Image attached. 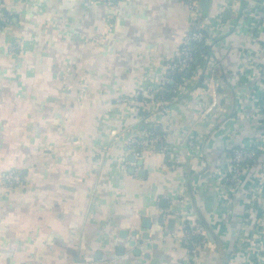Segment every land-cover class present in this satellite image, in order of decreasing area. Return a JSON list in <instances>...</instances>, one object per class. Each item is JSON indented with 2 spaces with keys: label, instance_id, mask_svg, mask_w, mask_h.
Segmentation results:
<instances>
[{
  "label": "crops",
  "instance_id": "1",
  "mask_svg": "<svg viewBox=\"0 0 264 264\" xmlns=\"http://www.w3.org/2000/svg\"><path fill=\"white\" fill-rule=\"evenodd\" d=\"M4 3L10 21L0 30V264H243L239 240L243 231H259L258 217L248 225L240 189L225 215L207 181L229 149L264 135V22L256 18L264 0H209L203 19L219 33L212 82L203 83L201 69L166 111L150 99L144 107L118 100L161 87L165 61L196 28L184 0ZM213 89L218 107L203 115L200 105ZM150 124L168 136L179 161L162 143H132ZM197 137L193 148L188 141ZM9 170L20 175L11 186L1 182ZM195 220L211 236L192 256L180 231ZM132 240L140 244L130 246Z\"/></svg>",
  "mask_w": 264,
  "mask_h": 264
},
{
  "label": "built area",
  "instance_id": "2",
  "mask_svg": "<svg viewBox=\"0 0 264 264\" xmlns=\"http://www.w3.org/2000/svg\"><path fill=\"white\" fill-rule=\"evenodd\" d=\"M109 2V0H103ZM191 21H194L196 28L183 34V37L175 51L172 58L168 59L164 63V77L162 84L167 81H171L169 76L171 71L183 72L194 59L195 55L191 51L190 43L203 41L205 45L209 46V54L202 55L203 66L199 65L193 71L190 78H182V82L176 84L173 92H177L178 89L186 86L189 80H196L198 75L203 71L206 77L203 80L204 84L212 82L213 76L216 71L217 62L214 58L212 48L216 43L215 39L218 36V30L213 29L209 19H203L202 8L199 0H184ZM228 3H232V0H227ZM257 13V12H255ZM256 18L260 22H264V11L256 14ZM10 21V16L7 11L4 0H0V30H2ZM261 47L264 49V32L260 37ZM201 69H203L201 71ZM258 80L261 85V93H264V62L258 69ZM161 84V85H162ZM156 90H161L159 87ZM143 96L138 92H133L130 95L123 96L118 101L125 104H138L142 107L148 104V100L155 101L160 105L163 111L167 109L168 101L160 96H156L154 92ZM262 102L260 98V103ZM218 107L217 93L213 89L211 90V99L208 102H202L200 105V112L203 115L214 114L215 109ZM261 111L264 116V109ZM214 112V113H213ZM149 120V119H147ZM151 125V124H150ZM143 138H135L132 143L135 146L147 147L157 143H162L166 150V153L174 162L179 161L177 155L169 146L168 136L163 133H155L150 128L144 130ZM201 140L195 138L188 141L189 145L193 148L198 147ZM264 152V135L259 136L253 145H240L231 148V151L227 153L224 163L220 168H216L212 175H209L207 186L217 192L219 204L222 208L225 207V215L230 213L231 195L236 191L245 190V213L246 219L250 220L249 226H252V221L258 217L257 226L259 231H243L239 240V251L242 253L241 262L243 264H264V157L261 159V163L257 166L260 152ZM139 153V152H137ZM250 174V175H249ZM247 179V185L243 188L244 182ZM250 182H249V180ZM20 180V175L16 171L9 170L2 175L1 182L7 186H11ZM163 217H167L168 211L163 210ZM171 213V212H170ZM173 215H177L178 211H173ZM258 213V214H257ZM243 229L247 228V223L242 224ZM181 241L185 250L192 256L197 255L201 249L206 245H209V233L204 223L199 221L186 222L182 227ZM241 245V247H240ZM237 261V260H234Z\"/></svg>",
  "mask_w": 264,
  "mask_h": 264
},
{
  "label": "trees",
  "instance_id": "3",
  "mask_svg": "<svg viewBox=\"0 0 264 264\" xmlns=\"http://www.w3.org/2000/svg\"><path fill=\"white\" fill-rule=\"evenodd\" d=\"M190 47L192 53L195 55L194 59L183 72L171 71L169 74L171 81L164 82L161 85V90H156V92H154L156 96H160L170 102L175 96V92H173V89H175L176 84L182 82V78H190L196 67L202 64V55H208L210 52L209 46L205 45L203 41L191 42ZM260 98L262 100L260 104L262 106V109H264V93L260 94ZM230 151L231 149L228 150V153Z\"/></svg>",
  "mask_w": 264,
  "mask_h": 264
},
{
  "label": "water",
  "instance_id": "4",
  "mask_svg": "<svg viewBox=\"0 0 264 264\" xmlns=\"http://www.w3.org/2000/svg\"><path fill=\"white\" fill-rule=\"evenodd\" d=\"M208 4H209V0H200V6H201V8L203 10V13H205V14H206V11H207ZM129 160L130 161H134V157L133 156L129 157ZM137 163H138V165H141L142 161L138 160ZM140 173L141 174L144 173L143 169L140 171ZM212 194L214 195L215 193H212ZM172 222H173V219H170L169 223L172 224ZM142 225L145 226V227H149L150 226L149 219H147V218L144 219ZM132 235L135 236L136 235V231H133ZM210 236L211 235L209 234V237ZM141 238L142 239H147L148 238V234L144 233ZM138 244H140V240H132V241L129 242L130 246H134V245H138ZM133 253L138 255V254H140V251L138 249H134Z\"/></svg>",
  "mask_w": 264,
  "mask_h": 264
}]
</instances>
